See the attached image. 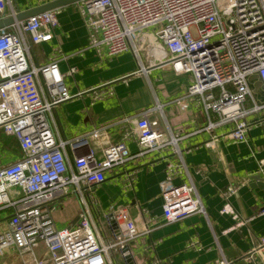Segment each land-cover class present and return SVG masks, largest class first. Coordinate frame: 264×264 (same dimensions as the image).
Here are the masks:
<instances>
[{"label": "built area", "instance_id": "1", "mask_svg": "<svg viewBox=\"0 0 264 264\" xmlns=\"http://www.w3.org/2000/svg\"><path fill=\"white\" fill-rule=\"evenodd\" d=\"M8 4L0 0V20ZM78 9L96 51L105 47L109 58L131 51L137 59L150 52L155 57L150 65L190 76L186 94L174 103L182 107L197 100L208 118L198 132L226 127L230 140L248 142L251 118L264 111L249 81L256 76L264 88V0H84ZM58 16L48 11L0 30V130L20 150L16 161L0 163V264H115L116 252L131 256L143 233L126 210L114 214L117 234L110 244L87 207L76 225L61 229L54 211L60 200L78 194L86 206L84 188L103 184L113 167L150 151L179 152V138L163 127L161 106L125 119L135 135L124 133L118 142L111 143L103 129L55 138L48 117L81 96L65 83L77 68L64 75L58 61L34 66L32 49L53 39ZM131 138L137 154L128 148ZM258 170L264 174V160ZM171 178L161 189L163 223L204 215L194 184L174 185ZM13 189L19 194H10ZM233 193L229 187L228 195ZM261 244L264 248V238Z\"/></svg>", "mask_w": 264, "mask_h": 264}, {"label": "crops", "instance_id": "2", "mask_svg": "<svg viewBox=\"0 0 264 264\" xmlns=\"http://www.w3.org/2000/svg\"><path fill=\"white\" fill-rule=\"evenodd\" d=\"M10 1L5 17L55 0ZM57 11L59 22L51 31L53 39L33 47L32 63L39 66L58 61L64 75L77 68L65 83L72 94L81 96L49 114L55 138L75 139L103 129L111 143L118 142L124 133L135 135L125 119L157 106L163 108V127L179 138L178 153L170 147L150 151L113 167L103 184L85 187L86 206L80 194L60 200L54 211L57 227L76 225L87 207L104 242L110 244L117 234L114 214L122 209L143 236L131 246V256L116 252L115 264H218L223 260L264 264V189L250 188L253 176L264 175L258 170L259 161L264 160V111L261 117L251 118L247 143L226 137V127L198 132L208 118L197 100L182 107L174 103L186 94L189 75L176 74L168 66L150 65L155 61L150 52H142L139 59L131 51L109 58L105 47L98 52L91 46L78 3ZM252 79L260 82L256 76L249 81ZM260 87L264 98L262 84ZM127 145L133 154L138 153L134 139ZM66 153L72 163L70 152ZM19 156L17 142L0 135L1 165ZM169 177L174 185L194 184L204 215L163 223L161 189ZM229 187L234 189L232 195H228ZM226 205L232 211H224Z\"/></svg>", "mask_w": 264, "mask_h": 264}, {"label": "water", "instance_id": "3", "mask_svg": "<svg viewBox=\"0 0 264 264\" xmlns=\"http://www.w3.org/2000/svg\"><path fill=\"white\" fill-rule=\"evenodd\" d=\"M82 1L84 0H55L53 2L39 6L36 9L27 10L25 12H19L18 14H16L15 17H4L2 20H0V30H2L3 28H8L17 25L30 17L37 16V14H41L48 11H55L68 6H73V4H77ZM251 180L252 183L250 184V188L264 189V175L257 174L256 176H253Z\"/></svg>", "mask_w": 264, "mask_h": 264}, {"label": "rangeland", "instance_id": "4", "mask_svg": "<svg viewBox=\"0 0 264 264\" xmlns=\"http://www.w3.org/2000/svg\"><path fill=\"white\" fill-rule=\"evenodd\" d=\"M252 80L253 81L250 82L251 93H252L254 98H256L258 101H260V99H264L263 98V93H262V90H261V87H260L261 83L259 81H255L254 79H252ZM260 102H263V101H260ZM0 135L1 136H5L1 130H0ZM10 194L18 195L19 191H18V189H13V190L10 191ZM43 249L44 248L42 246L39 247L40 251H43Z\"/></svg>", "mask_w": 264, "mask_h": 264}]
</instances>
